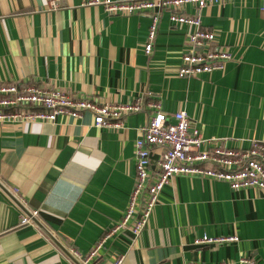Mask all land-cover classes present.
Instances as JSON below:
<instances>
[{
  "label": "crops",
  "instance_id": "crops-1",
  "mask_svg": "<svg viewBox=\"0 0 264 264\" xmlns=\"http://www.w3.org/2000/svg\"><path fill=\"white\" fill-rule=\"evenodd\" d=\"M86 1L59 0L51 9L47 0H0V84L110 104L143 98L167 116L184 111L204 139L235 148L264 143V0L186 8L214 33L211 48L232 55L222 71L189 78L177 76L189 30L167 12L146 54L152 13L109 16ZM151 114H126L120 128H97L88 112L0 124V264H81L74 253L88 254L124 216L134 143ZM160 151L151 154L152 171ZM33 211L41 228L20 224ZM203 235L237 240L194 245ZM117 255L122 264H264V192L174 176L139 236L118 231L92 262Z\"/></svg>",
  "mask_w": 264,
  "mask_h": 264
},
{
  "label": "built area",
  "instance_id": "built-area-1",
  "mask_svg": "<svg viewBox=\"0 0 264 264\" xmlns=\"http://www.w3.org/2000/svg\"><path fill=\"white\" fill-rule=\"evenodd\" d=\"M231 0H87V5L100 6L109 16H131L139 12H150L145 53L149 54L162 12L168 13L173 24L188 28L187 42L191 49L181 55L179 78L196 77L222 71L232 55L222 48H211L214 33L202 26L197 14L189 15L186 8L192 6L197 12L213 4L222 5ZM48 7L56 9L59 0H47ZM152 111L140 128L141 136L134 143L135 184L124 216L108 229L85 256L75 252L81 264H94L105 242L120 230H127L134 237L146 228L153 208L163 188L172 177L183 175L199 176L226 183L232 190L258 189L264 192V143L253 141L247 148L227 147L218 140L202 138L196 127H191L188 115L178 111L167 116L157 103L143 102L136 98L126 104L100 103L91 98H74L57 89H45L23 84H0V124L6 122H53L59 116L80 118L83 113L94 116L97 128H120L121 118L126 114ZM213 145L209 146L212 142ZM162 150L156 170L150 167L154 150ZM15 192L17 190H14ZM141 199V201H140ZM37 211L31 212L36 217ZM25 215L20 224H30ZM236 237L213 238L203 235L195 238L194 245L236 241ZM123 256L117 255L110 264H122ZM244 262L253 264L244 260ZM224 264V263H221Z\"/></svg>",
  "mask_w": 264,
  "mask_h": 264
},
{
  "label": "water",
  "instance_id": "water-1",
  "mask_svg": "<svg viewBox=\"0 0 264 264\" xmlns=\"http://www.w3.org/2000/svg\"><path fill=\"white\" fill-rule=\"evenodd\" d=\"M12 199H13L14 202H16L18 205H20V203L17 202V200H16L15 198H12ZM27 213H28L27 217H29L33 223H36V224L41 228V226L39 225V223H38V221L36 220V218L33 217V216L31 215L30 212H27ZM42 230H43V229H42ZM61 250L64 251V252H66V250H64V249H62V248H61ZM68 256H69L72 260H75V259H74L69 253H68ZM74 262H76L77 264H79V262L76 261V260H75Z\"/></svg>",
  "mask_w": 264,
  "mask_h": 264
},
{
  "label": "rangeland",
  "instance_id": "rangeland-1",
  "mask_svg": "<svg viewBox=\"0 0 264 264\" xmlns=\"http://www.w3.org/2000/svg\"><path fill=\"white\" fill-rule=\"evenodd\" d=\"M193 126H195V125H193ZM196 128H197V126H195ZM198 129V128H197Z\"/></svg>",
  "mask_w": 264,
  "mask_h": 264
}]
</instances>
